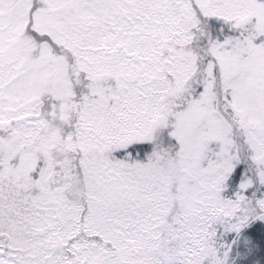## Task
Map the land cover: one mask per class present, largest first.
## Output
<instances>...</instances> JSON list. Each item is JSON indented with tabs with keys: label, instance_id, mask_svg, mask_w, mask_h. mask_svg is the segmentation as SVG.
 <instances>
[{
	"label": "snow or ice",
	"instance_id": "obj_1",
	"mask_svg": "<svg viewBox=\"0 0 264 264\" xmlns=\"http://www.w3.org/2000/svg\"><path fill=\"white\" fill-rule=\"evenodd\" d=\"M264 264V0H0V264Z\"/></svg>",
	"mask_w": 264,
	"mask_h": 264
},
{
	"label": "trees",
	"instance_id": "obj_2",
	"mask_svg": "<svg viewBox=\"0 0 264 264\" xmlns=\"http://www.w3.org/2000/svg\"><path fill=\"white\" fill-rule=\"evenodd\" d=\"M233 264H235V261H233Z\"/></svg>",
	"mask_w": 264,
	"mask_h": 264
}]
</instances>
